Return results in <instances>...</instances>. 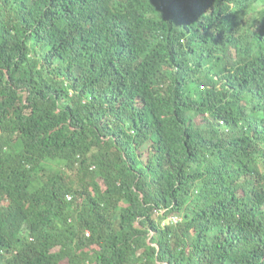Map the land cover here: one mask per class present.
<instances>
[{"label": "trees", "instance_id": "16d2710c", "mask_svg": "<svg viewBox=\"0 0 264 264\" xmlns=\"http://www.w3.org/2000/svg\"><path fill=\"white\" fill-rule=\"evenodd\" d=\"M0 264H264V0H0Z\"/></svg>", "mask_w": 264, "mask_h": 264}, {"label": "built area", "instance_id": "2783aa9c", "mask_svg": "<svg viewBox=\"0 0 264 264\" xmlns=\"http://www.w3.org/2000/svg\"><path fill=\"white\" fill-rule=\"evenodd\" d=\"M67 200H70V197L67 196ZM169 223H177L179 221V218L176 216H171L168 220Z\"/></svg>", "mask_w": 264, "mask_h": 264}, {"label": "bare ground", "instance_id": "6f19581e", "mask_svg": "<svg viewBox=\"0 0 264 264\" xmlns=\"http://www.w3.org/2000/svg\"><path fill=\"white\" fill-rule=\"evenodd\" d=\"M107 12V11H106ZM92 17V16H91ZM111 17V16H110ZM109 18V17H108ZM112 18V17H111ZM117 18V17H116ZM108 21V20H107ZM104 26H105V24H104ZM127 28V27H126ZM114 29V28H113ZM101 30V29H100ZM124 33H126V32H124ZM131 34V33H130ZM123 35V34H122ZM125 36V35H124ZM103 39V38H102ZM122 39V38H121ZM134 39V38H133Z\"/></svg>", "mask_w": 264, "mask_h": 264}]
</instances>
